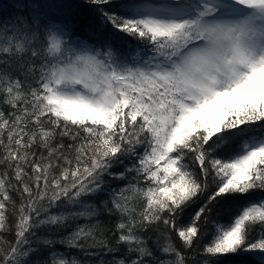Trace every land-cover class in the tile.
<instances>
[{
  "label": "snow or ice",
  "instance_id": "obj_1",
  "mask_svg": "<svg viewBox=\"0 0 264 264\" xmlns=\"http://www.w3.org/2000/svg\"><path fill=\"white\" fill-rule=\"evenodd\" d=\"M11 7L0 264H264V0Z\"/></svg>",
  "mask_w": 264,
  "mask_h": 264
},
{
  "label": "trees",
  "instance_id": "obj_2",
  "mask_svg": "<svg viewBox=\"0 0 264 264\" xmlns=\"http://www.w3.org/2000/svg\"><path fill=\"white\" fill-rule=\"evenodd\" d=\"M13 2L14 0H0V18L12 14L13 8L11 7V5ZM68 2L72 3L74 6L79 5V0H68ZM228 214V212L223 213L221 218L226 219ZM61 251H63V249H61ZM73 254L77 256L80 255L79 253L75 252V250H73Z\"/></svg>",
  "mask_w": 264,
  "mask_h": 264
}]
</instances>
